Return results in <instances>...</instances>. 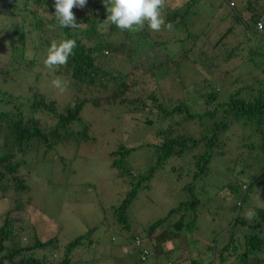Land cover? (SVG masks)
<instances>
[{"label":"trees","instance_id":"obj_1","mask_svg":"<svg viewBox=\"0 0 264 264\" xmlns=\"http://www.w3.org/2000/svg\"><path fill=\"white\" fill-rule=\"evenodd\" d=\"M226 1L229 6L228 2L231 0ZM191 3L186 1L166 9L165 23L170 22L172 28L180 26L186 30L187 24L184 20L188 16ZM53 4L54 0H0V12L6 21L0 25V33L14 45L8 61L0 64V73L7 71L8 67L12 70L9 73H13L14 69L32 67L33 59L25 57L22 46L27 39L32 41V49L35 52L42 51V55H46L52 41H76L74 54L69 57L67 64L51 69L62 81L68 82L70 99L64 105H58L54 98L47 96L34 85L27 86L23 94H19L16 88L10 91L12 74L0 81V200L8 198L12 203V207L4 212L0 223V264H74L70 255L84 253V249L91 247L94 227L88 228L81 236L68 240L59 261L45 263L47 253L58 248L55 236L38 239L35 233L29 232L28 227L24 229L21 217H18L24 205L21 196L23 199L29 192V184L20 171L25 156L31 151L47 150L59 143H71L78 149L81 143L89 141L87 124L79 121L85 104L94 108L114 104L132 106L134 111L148 106L149 115L155 110L157 125L151 133V141L147 143L155 160L153 165L143 173H137L124 160L132 147L119 145L108 154L110 166L116 170L117 177L122 182L127 181L129 186L124 198L111 209L112 215L117 223L124 226L125 236L130 235L132 250L138 255V261L143 262L139 257L138 247L134 245L136 239L140 241L139 234L150 238L152 254L159 255L164 252L161 246L168 241L174 243L173 249L178 244L183 254H187L185 233L188 230L195 231L193 229L198 220L196 213H192L190 220H185L181 214L187 210V201L179 202L169 208L165 216L148 221L135 232L130 230L127 210L137 190L145 186L155 170L171 158L176 161L168 169L171 177L182 175L188 168L190 181L181 188L190 194L189 197L197 200L192 193L195 188L197 191L195 183H205L204 178L213 175H216L219 183H223V189H226L223 199L228 202L226 206L232 216L223 231L211 241L220 238L216 240L218 246L215 244L211 248L214 260L209 259L206 264H226L228 255L225 252L231 249L240 251L235 254L238 264H264V205L254 207V200L257 197L261 199L260 196L264 194V89L253 87L254 83H242L229 90L221 74L206 70L205 77L187 84L179 77L177 82L182 90L181 97L178 102L170 105V100L164 101L156 86L147 91L148 80L153 76L160 78L157 71L167 61L170 60L171 65L178 68L184 60L190 59L192 53L188 48L192 45L186 44H194L198 34L188 32L181 38L184 46L179 49L182 50L179 55L165 57L156 62V59H150L149 55H153L149 51L155 45L162 46L165 51V41L154 38L145 40L146 26L140 31H121L114 25L104 26L102 21L107 12L102 0L84 11L73 12L80 25L76 29L58 26L51 16L54 12ZM239 8H231L230 15L235 24L244 25L243 37L249 45L246 58L258 70L259 64L252 62L251 57L264 54V30L256 28L258 21L264 22V8L253 0H245L244 6ZM244 14L247 15L246 18ZM188 23V26L193 27L192 21ZM143 47L145 52L139 54ZM16 50H19L18 54L15 53ZM199 53H202L201 49ZM111 54H115L116 58H112ZM195 54L197 55L196 52ZM211 57V62L206 67L210 68L216 59L215 56ZM230 58L231 53L227 54L223 62ZM197 60L190 59L192 64L198 62ZM7 64L11 66L6 67ZM238 81L235 78L232 83ZM256 82L261 83L260 80ZM146 99L151 100L149 105ZM5 105L10 106L7 108ZM145 122L153 123L151 119H146ZM230 140H234L235 149L231 153V159H228L226 157L230 150L227 146ZM140 145L143 144L138 146ZM241 149H244V153ZM253 151L256 154L251 160L250 154ZM224 162L229 164L224 166ZM255 166L254 173L248 171ZM242 183L246 186L243 189ZM205 187H201V192L198 193L204 192L203 195H206ZM254 187H257L255 191ZM215 194L219 195V191ZM213 197L214 195L207 196L205 202ZM247 209L256 212L251 220L244 218ZM22 229L26 230L25 233L33 234L32 242H21ZM147 256L148 254L144 258Z\"/></svg>","mask_w":264,"mask_h":264},{"label":"rangeland","instance_id":"obj_2","mask_svg":"<svg viewBox=\"0 0 264 264\" xmlns=\"http://www.w3.org/2000/svg\"><path fill=\"white\" fill-rule=\"evenodd\" d=\"M94 1L89 0L84 7H75L72 11H84L94 4ZM186 1L192 2L188 16L184 20L187 24L186 30L178 26L171 30L162 29L160 32H153L146 26L147 33L144 37L145 40L154 38L165 41V51L162 46L157 45L149 51V54L153 55H149L150 59L154 58L158 62L165 57L173 58L181 53L182 50L179 49L184 46L181 38L183 39L185 34L190 31L192 34H198L194 44H186L192 45L188 48V51L192 53L191 61L198 59V62L192 64L188 58L178 65V68H174L170 60L167 61L164 67L157 71L161 75L160 78L146 76L149 78L147 91L156 86L163 96V100H170V105H172L179 101L182 93L177 79L180 77L187 84L195 79L205 77L206 70L221 74L229 86V90L239 87L242 83L244 85L254 83L253 87L264 89V54L260 57L258 55L254 56L255 58L251 57L252 62L259 64L257 70L256 66L254 67L246 58L249 45L243 37L244 25L235 24L234 18L230 15V9H240L241 5L244 6L245 0H231L234 3L232 7L227 5L226 0H165L162 17L164 18L166 9L179 6ZM253 2L264 8V0H253ZM246 17L247 15L244 14V18ZM4 21L5 16L0 12V25ZM188 21L193 22V27L188 26ZM12 46L14 45L6 39L5 35L0 33V64H5L8 61ZM22 46L25 57L33 59L32 67L24 70L14 69L13 73H9L12 70L8 66L11 65L7 64V71L0 73V81L8 77V74H12L13 81L9 82L10 91L16 88L19 94H23L26 92L27 86L34 85L47 96L54 98L58 105H64L70 99V88L61 92L53 87L52 81L61 78L51 69L44 67L43 60L46 55H42V51L35 52L30 39L24 41ZM200 49L202 53H199ZM144 50L146 49L143 47L142 53L139 54H143ZM262 51H264V45ZM15 53L18 54L19 50H16ZM230 53L231 58L223 62V59ZM110 56L116 58L115 54ZM211 56H215L216 59L209 68L206 65L211 62ZM12 65L15 63L12 62ZM235 78L239 81L232 83ZM257 80H260L261 83L256 82ZM145 101L147 105L151 103L150 99ZM9 106L5 105L7 108ZM133 109L132 106L123 107L116 104L104 108H94L85 104L80 112L79 121L87 124L89 141L81 143L78 149L71 143H59L47 150L31 151L25 156L20 171L29 184V192L23 196V199L21 196L24 205L22 212L18 213V217H21L24 229L28 227L29 232L35 233L38 239L44 240L55 236L58 248L47 253L46 257L48 258L45 259V263L59 261L64 254V244L68 240L81 236L91 227H94L91 247L84 249V253L70 255L72 263H141L137 260L138 255L133 254L129 248V244L132 242L130 235L125 236L124 226L117 223L112 215L111 209L124 198L129 186L127 181L122 182L117 177L116 170L110 166L108 157L111 150L123 145L132 147V150L124 156V160L137 173H143L146 168L154 164L155 160L151 156L147 143L151 141V133L157 125L155 110L149 115L148 106L138 111ZM146 119H151L153 123H146ZM195 128L198 129L197 126ZM233 141L230 140L227 146L230 150L226 157L228 159H231V153L235 149ZM251 141L254 142L253 139ZM139 144L143 145L138 146ZM241 151L244 153V149ZM255 152L250 154L251 160L254 159ZM174 162H176L174 159H167L160 168L155 170L146 185L137 190L135 198L127 210L130 230L135 232L137 228L145 225L148 221L165 216L169 208L178 205L179 202L187 201V210L182 211L181 214L184 215L185 220H190L192 213L195 212L198 220L193 229L195 231L188 230L185 233V241L188 250L193 252L192 255L197 252V258H202L205 262L204 257L208 256V260L210 259L213 252L211 248H214L215 244L217 245L216 240H220V238L211 241L223 231L232 216L226 206L228 202L223 199L226 189H223V183H219L216 175H213L204 178L205 183H195L197 191L195 188L192 193L196 195L197 200L189 197L190 194L181 188L190 181V176L187 175L188 168L182 175H178L176 178L171 177L168 169ZM227 164L229 163L224 162V166ZM256 167H251L248 171L254 173ZM236 169L238 170V168ZM201 187L206 188L207 196L214 195L208 202H205L207 196L203 195L204 192L198 193L201 192ZM245 187L242 183L241 188ZM256 188L254 187L253 190L255 191ZM262 190L264 191V187ZM218 191L219 195H216L215 193ZM260 198L257 197L258 201L254 200V203L256 202L254 207L264 205V194ZM246 202L248 203L249 200ZM11 207L12 203L8 198L0 200V223L4 212ZM24 229H22L20 240L27 244L32 242L33 237L32 234L25 233ZM139 235L143 237L138 236L142 248L148 251V256L142 260L144 262L152 255V242L144 234ZM240 249L242 250V248ZM178 251L181 252V249L179 248ZM239 252V249L226 251L225 253L228 255L226 264L232 263V261L238 264L235 254ZM165 259H167L165 252H162L149 261L155 260L159 264H165ZM198 264L200 263L198 262Z\"/></svg>","mask_w":264,"mask_h":264},{"label":"clouds","instance_id":"obj_3","mask_svg":"<svg viewBox=\"0 0 264 264\" xmlns=\"http://www.w3.org/2000/svg\"><path fill=\"white\" fill-rule=\"evenodd\" d=\"M87 0H54V12L51 16L61 28L76 29L80 25L76 22L72 9L84 7ZM107 12L106 18L102 21L104 26L114 25L121 31H140L145 26L153 32H160L162 28L171 30L173 25L162 17V9L165 7V0H102ZM264 30V22L259 24ZM76 41L63 39L59 42L52 41L47 49L43 65L47 69H56L65 66L70 56L74 54ZM53 87L63 92L68 87V82L57 78L52 81ZM256 212L247 209L244 218L251 220ZM33 236V234H32Z\"/></svg>","mask_w":264,"mask_h":264},{"label":"crops","instance_id":"obj_4","mask_svg":"<svg viewBox=\"0 0 264 264\" xmlns=\"http://www.w3.org/2000/svg\"><path fill=\"white\" fill-rule=\"evenodd\" d=\"M173 244H171L170 241L165 242L164 245H162V249L165 252V257L167 259H165V264H192V263H197L199 262L200 264H206L208 263L210 260H214V256L211 255L210 256V260H208V256L204 257L205 262L202 260V258L198 259L197 258V252L195 253V255H192L193 252L191 253L190 251L187 250V254H183V252L178 251V249L180 248V246L178 244L177 248L173 249ZM182 246V245H181ZM131 252H133V254H135V251L132 250L131 245L129 246ZM176 249V250H175ZM156 256L155 254H152L151 256H149L146 261L140 263V264H159L158 261L152 260L149 261L152 257ZM213 257V258H212ZM198 260V261H197ZM233 263V261H232Z\"/></svg>","mask_w":264,"mask_h":264},{"label":"built area","instance_id":"obj_5","mask_svg":"<svg viewBox=\"0 0 264 264\" xmlns=\"http://www.w3.org/2000/svg\"><path fill=\"white\" fill-rule=\"evenodd\" d=\"M228 4H229V6H232V5H233V3H232L231 1H229ZM260 23H261V21H258V22L256 23V28H257V29H260V28H259V24H260ZM134 244H135V246H137L138 249H139V251H138L139 257H140L141 259H144V257L148 254V251H146V250H144V249L142 248V244L140 243V241H139L138 239H136V240L134 241Z\"/></svg>","mask_w":264,"mask_h":264}]
</instances>
